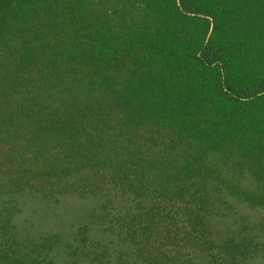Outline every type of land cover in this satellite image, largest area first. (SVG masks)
I'll return each mask as SVG.
<instances>
[{"label": "trees", "instance_id": "obj_1", "mask_svg": "<svg viewBox=\"0 0 264 264\" xmlns=\"http://www.w3.org/2000/svg\"><path fill=\"white\" fill-rule=\"evenodd\" d=\"M118 1L0 0V196L119 189L150 199L125 229L148 263L238 264L251 240L204 218L264 204V0ZM9 214L0 264H56Z\"/></svg>", "mask_w": 264, "mask_h": 264}, {"label": "rangeland", "instance_id": "obj_2", "mask_svg": "<svg viewBox=\"0 0 264 264\" xmlns=\"http://www.w3.org/2000/svg\"><path fill=\"white\" fill-rule=\"evenodd\" d=\"M112 1L117 6L116 0ZM120 4H126L129 15L121 14L123 18H119L130 23L137 6L132 8L129 0ZM4 205L9 209L16 237L26 249L41 250L56 264H163L161 260L148 263L140 245L131 243L125 232L133 216L150 205V199L114 188L96 194L69 192L54 196L22 191L0 196V214ZM204 221L215 244L228 241L236 245L251 240L252 245L238 264H264V204L226 196ZM164 263L221 264L222 260L210 257L208 252L189 250L172 253Z\"/></svg>", "mask_w": 264, "mask_h": 264}]
</instances>
